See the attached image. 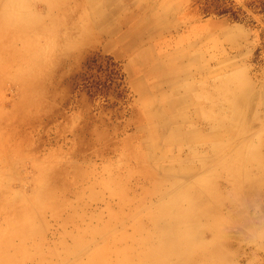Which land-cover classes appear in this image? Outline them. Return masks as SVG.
<instances>
[{
	"label": "rangeland",
	"instance_id": "1",
	"mask_svg": "<svg viewBox=\"0 0 264 264\" xmlns=\"http://www.w3.org/2000/svg\"><path fill=\"white\" fill-rule=\"evenodd\" d=\"M170 1L0 0V264H264V157L156 148L194 133L145 129L127 65L169 4L245 28L259 75L264 0Z\"/></svg>",
	"mask_w": 264,
	"mask_h": 264
},
{
	"label": "crops",
	"instance_id": "2",
	"mask_svg": "<svg viewBox=\"0 0 264 264\" xmlns=\"http://www.w3.org/2000/svg\"><path fill=\"white\" fill-rule=\"evenodd\" d=\"M170 10L171 5H163L147 17L154 19L148 32L151 39L141 42L138 34L128 35L136 41L127 65L134 73L137 111L145 119V129L163 132L171 123L173 133H194L170 143L155 137L156 148H187L195 156L216 158L217 163L242 150L252 155L249 163H256L258 152L264 157V70L258 75L248 62L254 52L248 31L208 23L169 29ZM195 164L191 160L175 170L189 174L198 169ZM254 166L264 173L261 158ZM257 178L244 179L264 180Z\"/></svg>",
	"mask_w": 264,
	"mask_h": 264
},
{
	"label": "bare ground",
	"instance_id": "3",
	"mask_svg": "<svg viewBox=\"0 0 264 264\" xmlns=\"http://www.w3.org/2000/svg\"><path fill=\"white\" fill-rule=\"evenodd\" d=\"M234 153H235V152H234ZM240 156H241V154H240ZM249 156H250V155H249L248 153H247V154H246V153L243 154V157H244V158H248Z\"/></svg>",
	"mask_w": 264,
	"mask_h": 264
}]
</instances>
